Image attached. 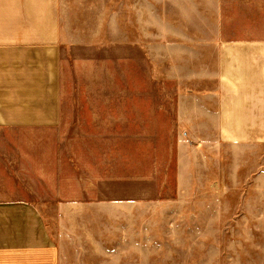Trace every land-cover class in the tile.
<instances>
[{"label": "crops", "instance_id": "crops-1", "mask_svg": "<svg viewBox=\"0 0 264 264\" xmlns=\"http://www.w3.org/2000/svg\"><path fill=\"white\" fill-rule=\"evenodd\" d=\"M206 6L192 23L196 36L186 26L172 46L181 78L195 81L179 89L174 125H164L177 128L178 199L188 159L200 167L204 144L264 142V0ZM155 17V0H0V264H65L61 241L91 238L88 225L111 217L122 230L138 221L144 140L154 153L146 176L154 186L158 179L156 89L124 87V46L139 44L127 33L135 23L150 29ZM113 42L114 88L65 87L64 62L87 65L77 49ZM148 47L155 58V40ZM142 96L147 124L138 119ZM150 199L156 210L158 197ZM176 204L165 205L169 213H179Z\"/></svg>", "mask_w": 264, "mask_h": 264}, {"label": "rangeland", "instance_id": "rangeland-1", "mask_svg": "<svg viewBox=\"0 0 264 264\" xmlns=\"http://www.w3.org/2000/svg\"><path fill=\"white\" fill-rule=\"evenodd\" d=\"M206 2L211 0H155L156 17L150 29L147 20H140L139 28L135 23L134 30L127 32L130 38L138 36L139 44L125 43L124 87L156 89L158 179L154 186L146 176L148 165L153 163L148 158L154 153L153 143L144 140L140 143L139 186L145 198L140 203L138 221L124 225L122 230L111 217L103 225H88L91 238L88 235L86 239L61 241L70 245L68 251L66 246L63 251L65 264H264V142L204 144L200 167L188 159L187 192L181 194V199L174 195L178 179V156L174 151L177 128L164 125H174L179 89L195 87V81L181 78L179 50L172 46L184 40L180 31L186 26L196 36L192 23L201 18L202 9L210 12ZM196 3L200 5L198 11ZM154 40L155 58L148 47ZM77 52L86 55H78L75 60L80 57L87 65L72 69L64 62L65 87L114 88V42L106 49ZM98 57L99 62L95 60ZM84 72L97 76L96 80H85ZM99 72L108 73V81ZM77 98L83 102L82 96ZM138 102V119L147 124V97H140ZM125 108L130 109V105ZM150 196L158 197L156 210L147 207ZM175 202L182 208L171 214L167 206Z\"/></svg>", "mask_w": 264, "mask_h": 264}]
</instances>
